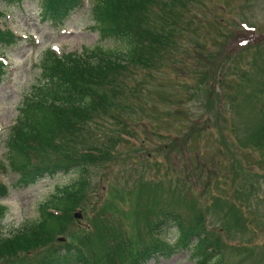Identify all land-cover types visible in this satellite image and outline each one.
Here are the masks:
<instances>
[{
	"label": "rangeland",
	"instance_id": "obj_1",
	"mask_svg": "<svg viewBox=\"0 0 264 264\" xmlns=\"http://www.w3.org/2000/svg\"><path fill=\"white\" fill-rule=\"evenodd\" d=\"M79 1L56 27L43 19L37 0L0 3V26L21 37L0 48L7 70L0 84V183L8 188L0 200V237L37 219L41 204L82 181V203L70 213L66 233L55 237V248L85 239L94 219L119 229L138 252L155 242L174 247L176 228L152 230L163 213L174 212L194 226L201 217L204 230H195L219 237L222 261L211 252L209 263L264 264V0L189 1L182 7L167 1L163 15L180 24L182 39L174 26L175 53L154 69L122 65L118 110L95 120L82 139L81 149L100 153L96 161L77 156L67 173L18 185L7 139L19 107L41 83L43 53L126 47L122 40L100 41L92 29L94 0ZM149 12L154 18L160 10L153 5ZM99 226L103 239L109 232ZM25 261L21 254L8 264ZM147 264L197 263L186 249Z\"/></svg>",
	"mask_w": 264,
	"mask_h": 264
},
{
	"label": "trees",
	"instance_id": "obj_2",
	"mask_svg": "<svg viewBox=\"0 0 264 264\" xmlns=\"http://www.w3.org/2000/svg\"><path fill=\"white\" fill-rule=\"evenodd\" d=\"M24 1L0 0V3L9 6ZM37 1L43 19L55 27L61 26L80 6L79 0ZM167 1L182 7L189 1L201 3L202 0H94L92 29L98 32L100 41L126 42L125 49L118 52L96 46L84 49L81 54L57 55L49 50L43 53L41 83L19 107V115L7 139L8 165L18 175L19 186L28 187L45 177L67 173L79 163L75 161L77 156L83 161H96L100 153L90 148L81 149L84 148L82 139L95 120L118 110L119 89L125 85L121 79L122 65L136 63L154 69L175 53V34L178 33V40L182 39L180 24L174 25L163 15ZM153 5L160 10L154 18L149 12ZM2 13L0 11V15ZM174 26L176 33H173ZM18 40L12 32L0 29V48L17 44ZM5 75L0 61V84ZM81 186L82 181H78L52 196L41 204L37 219L25 222L11 236H1V264H8L21 254L26 257L23 264H147L154 257L168 258L186 249L197 264H211L207 261L211 252L218 253L215 258L222 261L219 237L195 230V227L204 230L201 217H196L194 226L174 212L163 213L158 224L152 227L153 231L161 224L176 228L178 239L174 247L155 242L138 252L128 236L119 229H110L101 219H94L88 225L92 232L85 239L53 247L55 237L66 233L72 220L70 213L82 203ZM7 195L8 188L0 183V200ZM2 211L0 206V213ZM228 212L238 222L237 210L229 207ZM226 224L231 225L229 221ZM99 225L109 232L103 239ZM39 249H44L42 255H35L32 260L28 258Z\"/></svg>",
	"mask_w": 264,
	"mask_h": 264
},
{
	"label": "water",
	"instance_id": "obj_3",
	"mask_svg": "<svg viewBox=\"0 0 264 264\" xmlns=\"http://www.w3.org/2000/svg\"><path fill=\"white\" fill-rule=\"evenodd\" d=\"M75 217L76 218H80L81 216H80V214H76Z\"/></svg>",
	"mask_w": 264,
	"mask_h": 264
}]
</instances>
